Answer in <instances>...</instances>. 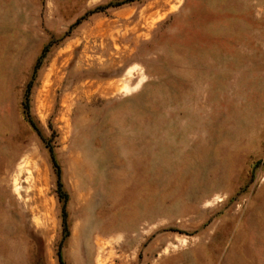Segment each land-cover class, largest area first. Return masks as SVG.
<instances>
[{"label":"rangeland","instance_id":"1","mask_svg":"<svg viewBox=\"0 0 264 264\" xmlns=\"http://www.w3.org/2000/svg\"><path fill=\"white\" fill-rule=\"evenodd\" d=\"M59 252L264 264V0H0V264Z\"/></svg>","mask_w":264,"mask_h":264},{"label":"trees","instance_id":"2","mask_svg":"<svg viewBox=\"0 0 264 264\" xmlns=\"http://www.w3.org/2000/svg\"><path fill=\"white\" fill-rule=\"evenodd\" d=\"M132 1H135V0H128V2H132ZM111 6H115V5H112V4L108 5V7H111ZM52 161H53V164L57 167L56 161H55L53 155H52ZM57 184H58V192L60 193V196L64 197V195L62 193V185H61V181H60V174H59V172L57 174ZM63 213H64V219H63L64 220V226L66 228V213H65V208H63ZM58 259H59V263L60 264H64L63 261H62L60 252L58 253Z\"/></svg>","mask_w":264,"mask_h":264}]
</instances>
